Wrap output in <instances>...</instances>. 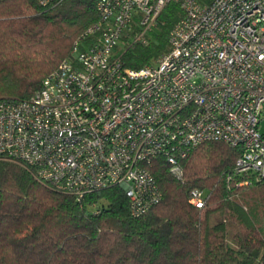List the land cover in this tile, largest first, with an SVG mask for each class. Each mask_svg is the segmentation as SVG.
<instances>
[{
    "label": "built area",
    "instance_id": "1",
    "mask_svg": "<svg viewBox=\"0 0 264 264\" xmlns=\"http://www.w3.org/2000/svg\"><path fill=\"white\" fill-rule=\"evenodd\" d=\"M170 1L182 16L168 50L126 66V47L148 42ZM95 7L98 19L34 94L0 99V159L77 198L118 186L134 217L162 199L153 160L163 157L181 178V160L206 141L239 148L235 172L264 179V0H97ZM206 199L204 189L190 191L192 205L203 208Z\"/></svg>",
    "mask_w": 264,
    "mask_h": 264
},
{
    "label": "trees",
    "instance_id": "2",
    "mask_svg": "<svg viewBox=\"0 0 264 264\" xmlns=\"http://www.w3.org/2000/svg\"><path fill=\"white\" fill-rule=\"evenodd\" d=\"M96 2L0 0V99L39 89L98 19ZM181 16L177 2L166 3L148 42L126 47L124 64L139 68L167 51ZM239 155V148L206 141L181 160V178L155 158L162 199L139 217L118 186L77 198L0 159V264H264V179L236 173ZM193 188L206 191L203 208L189 202ZM215 211L222 217L212 223Z\"/></svg>",
    "mask_w": 264,
    "mask_h": 264
},
{
    "label": "rangeland",
    "instance_id": "3",
    "mask_svg": "<svg viewBox=\"0 0 264 264\" xmlns=\"http://www.w3.org/2000/svg\"><path fill=\"white\" fill-rule=\"evenodd\" d=\"M222 217V215L220 214V212L218 211H215L212 215H211V222H215L216 220L220 219ZM229 230L231 232H235L236 229L234 226H232L231 224H229ZM229 244L232 245V241L231 239L229 238Z\"/></svg>",
    "mask_w": 264,
    "mask_h": 264
}]
</instances>
